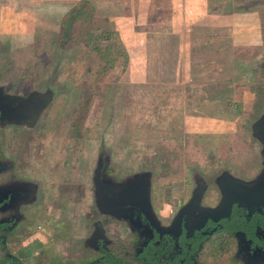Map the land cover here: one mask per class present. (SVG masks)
<instances>
[{
  "label": "rangeland",
  "instance_id": "1",
  "mask_svg": "<svg viewBox=\"0 0 264 264\" xmlns=\"http://www.w3.org/2000/svg\"><path fill=\"white\" fill-rule=\"evenodd\" d=\"M232 1L237 23L204 40L218 43L222 54L195 60L200 70L178 77L167 71L159 40L151 41L157 47L146 50L149 56L135 57L127 49L133 26L103 16L117 8V0H91L98 14L89 24L84 16L63 30L54 16L40 17L44 23L1 24L7 34L0 33V80L29 83L27 91H56L45 120L51 118L57 144L73 142L67 138L83 128L88 135L76 142L81 150L90 144L96 152L103 145L114 160L122 154L136 161L132 170L153 161L165 166L166 160L206 170L223 160L237 164L239 174L248 163L245 173L253 174L260 155L250 124L264 110V0ZM227 3L221 0V8ZM103 32L108 39L100 37Z\"/></svg>",
  "mask_w": 264,
  "mask_h": 264
},
{
  "label": "flooded vegetation",
  "instance_id": "2",
  "mask_svg": "<svg viewBox=\"0 0 264 264\" xmlns=\"http://www.w3.org/2000/svg\"><path fill=\"white\" fill-rule=\"evenodd\" d=\"M16 82L0 80V103L27 93ZM50 120L0 122V264H264V203L240 204L233 179L253 177L248 163L132 170L103 145L81 150L87 129L57 144Z\"/></svg>",
  "mask_w": 264,
  "mask_h": 264
},
{
  "label": "crops",
  "instance_id": "3",
  "mask_svg": "<svg viewBox=\"0 0 264 264\" xmlns=\"http://www.w3.org/2000/svg\"><path fill=\"white\" fill-rule=\"evenodd\" d=\"M88 1L90 3L91 0ZM220 1L117 0V8L111 9L112 12L105 10L103 16L109 17L112 23H118L121 27L133 26V43L126 48L133 51L135 57L149 56L146 50L157 47L151 41H162L163 45L160 46L165 48L161 54L166 59V69L178 77L179 73L200 70L194 66L195 60L200 57L209 54L211 58L219 59L222 54L218 43L206 45L204 40L210 42L223 33L220 27H230L237 23L239 12L233 5L234 1L228 0L224 9ZM71 3L73 0H0V25L44 23L46 20L41 21L39 18L46 16L57 17L60 23L63 15L72 7ZM91 4L95 15L98 14L97 6ZM0 33L7 34V31ZM129 55L132 54L129 52Z\"/></svg>",
  "mask_w": 264,
  "mask_h": 264
},
{
  "label": "water",
  "instance_id": "4",
  "mask_svg": "<svg viewBox=\"0 0 264 264\" xmlns=\"http://www.w3.org/2000/svg\"><path fill=\"white\" fill-rule=\"evenodd\" d=\"M262 69H264V65ZM55 92L50 87H39L27 91L24 96L9 95L4 97L5 100L0 103L1 127L13 125L35 127L41 117L46 116V111L54 99ZM250 136L259 144V166L251 179L233 178L241 189L239 192H242V197L238 198L239 203L248 207L264 203V110L251 122ZM101 202L102 198H100Z\"/></svg>",
  "mask_w": 264,
  "mask_h": 264
},
{
  "label": "trees",
  "instance_id": "5",
  "mask_svg": "<svg viewBox=\"0 0 264 264\" xmlns=\"http://www.w3.org/2000/svg\"><path fill=\"white\" fill-rule=\"evenodd\" d=\"M94 8L93 6L89 3L88 0H80L78 3L73 5L62 17L60 21V30H63L64 28H70V25L76 22V18L84 16L85 24L92 23L94 19ZM105 33L100 35L101 38L103 39H108L109 36H105ZM87 36H90V33H86ZM108 35V34H107ZM125 56L127 55L126 51H123ZM110 54V48L109 46L105 49V53L103 54V57H106L107 55Z\"/></svg>",
  "mask_w": 264,
  "mask_h": 264
}]
</instances>
